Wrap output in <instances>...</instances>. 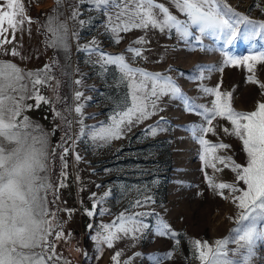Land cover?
<instances>
[{
    "label": "rangeland",
    "instance_id": "1",
    "mask_svg": "<svg viewBox=\"0 0 264 264\" xmlns=\"http://www.w3.org/2000/svg\"><path fill=\"white\" fill-rule=\"evenodd\" d=\"M157 2L179 19H185L172 0ZM224 2L251 20L264 22V0ZM22 3L32 22L17 31L14 40L9 33L12 42L0 48V62L15 64L24 73L43 72L46 65L49 68L46 76L51 79L37 86L48 102L41 101L37 107L34 98L26 99L32 108L22 116H28L47 134L49 162L50 157H55L58 164L56 190L48 193V200L65 236L60 240L50 237L61 256L54 264H114L112 257L116 252H121L120 264L128 260L131 264H156L157 260L160 264H201L195 258L192 241L199 239L215 246V241L230 237L240 211L228 190L221 198L216 189L209 187L205 176L216 183L246 188L242 181H236V173L230 167L213 157H231L241 165L247 162L242 142L223 131L232 127L226 119L216 117L212 121L214 132L200 131L208 126L202 115L204 106L211 108L215 99L202 89L219 85L222 99H229L223 94H231L229 103L235 111L255 110L258 102H264V88L260 86L264 84V62H254L249 72L243 63H225L224 51L236 58L264 53V39H238L225 48L213 36H200L197 31L187 39H181L175 30L161 32L151 27L127 32L118 29L113 33L111 29L121 21L117 20L120 9L112 4L97 8L80 0ZM74 11L79 13L75 19ZM50 18L54 28L66 25L67 48L51 46L53 35L47 27ZM80 20L85 23L81 25ZM60 31L63 33V29ZM139 37L146 43H134ZM93 39L95 45L90 44ZM86 44L98 50H81ZM130 46L140 49L141 55L127 51ZM13 48L18 55L11 54ZM101 52L123 54L131 67L171 77L182 95L160 96L156 114L134 123L130 131L125 130L123 138L107 143L93 141L91 126L110 124L109 118L129 98L128 81H122L116 65L101 66ZM249 76L259 83L249 82ZM136 79L139 82L141 77L137 74ZM77 80L81 83L77 84ZM76 92L83 95L77 99ZM77 105H83L82 113L75 112ZM150 126L157 128L156 134L148 131ZM200 137L209 145H201ZM221 143L230 147L205 150ZM60 144L68 148L66 154ZM53 150H59L58 155ZM76 155L80 156L79 161ZM201 155L205 156L204 161ZM52 169L49 163V181L55 177ZM59 184L64 186L58 187ZM146 197L151 200L144 203ZM136 201H141V206H133ZM136 212L150 213L137 218L148 227L142 229L138 239L124 237L108 247L103 242L101 225L112 223L120 213L127 216ZM158 230L166 234L159 235ZM98 233L100 238L94 240ZM226 247L231 255L237 245L230 242ZM252 248L249 264H264V239L257 240Z\"/></svg>",
    "mask_w": 264,
    "mask_h": 264
},
{
    "label": "snow or ice",
    "instance_id": "2",
    "mask_svg": "<svg viewBox=\"0 0 264 264\" xmlns=\"http://www.w3.org/2000/svg\"><path fill=\"white\" fill-rule=\"evenodd\" d=\"M80 2L93 4L97 8L110 4L119 8L117 20L121 23L111 29L113 33L118 29L127 32L151 27L161 32L166 29L175 30L181 39H187L193 36V31H197L200 36H213L221 41L225 48H229L238 39L247 41L264 39V22L249 19L246 15L233 10L224 0H172L177 10L185 17L183 20L157 0H80ZM77 15L79 13L74 11L73 18L75 19ZM31 22V18L25 14L22 0H3L0 4V48L11 43L16 32L22 31L23 26ZM84 23V20H80L81 25ZM47 27L53 35L51 46L63 45L67 48L66 25L60 24L54 28L50 18ZM60 29H63V33ZM9 33L12 40L8 38ZM195 39L199 41L200 37L197 36ZM116 42L119 43V38ZM95 43V39L90 42L91 45ZM134 43L143 44L146 41L139 37ZM81 50L98 49L90 48V45L86 44ZM127 51L136 56L141 55L138 48L130 46ZM11 54L18 55L15 48L11 50ZM224 55L227 57L225 63L234 66L243 63L249 72H252L254 62H264V53H251L243 58H236L228 51H224ZM98 62L102 67L106 64L117 66L122 81H128L129 98L124 106L109 118L110 124L91 126L90 136L93 141L107 143L113 139L123 138L125 130L130 131L134 123H141L156 114L160 96L172 94L173 98H176L182 95L179 86L171 77L131 67L123 54L112 56L101 52ZM48 70L46 65L43 72L24 73L15 64L0 62V264H50V262L54 264L61 259L56 252L55 243L50 240L53 236L60 240L65 233L55 213L49 209L48 193L53 189V185L48 178L47 134L28 116H22L25 110L32 108V105L25 103L26 99L34 98L37 107L41 101L48 102L39 94L37 88L38 85L47 84L51 79L46 76ZM137 74L141 77L139 82L136 79ZM248 80L251 83H259L252 76H249ZM76 83L79 84L81 81L77 80ZM260 86L264 88V84ZM202 91L213 95L215 99L211 108L204 106L202 115L208 126L201 127L200 131L204 134L214 132L211 125L216 117L230 122L231 129L224 128L223 131L236 136L242 142L247 162L241 165L231 157L214 156L213 159L225 167H230L231 171L236 173V181H242L246 188H238L234 183H216L205 176L209 187L216 189L217 195L221 198H225L224 190H228L233 203L240 211L234 221L237 226L232 229L230 237L215 241V246L199 239L192 241L195 258L201 264H249L253 244L264 239V102H258L253 111H235L229 103L231 94H223L229 99H222L219 85L211 89L203 88ZM82 95L81 92L75 93L77 99ZM82 108L83 105H77L75 112L82 113ZM80 123L83 125V119ZM148 131L154 135L157 128L150 126ZM84 134L82 127L81 135ZM199 143L209 145L203 137L199 138ZM58 146L65 154L68 152V148L63 147V144ZM228 147L230 146L221 143L206 147L205 150L214 151L216 148ZM75 159L79 161L80 156L76 155ZM200 159L204 161L205 156L201 155ZM212 167L215 169V163ZM62 186L64 185H58ZM150 200V197H146L144 203ZM133 206H141V201H136ZM147 215L150 213L136 212L127 216L120 213L112 223L102 224L101 228L105 233L102 237L103 242L111 248L114 241L124 237L138 239V234L148 225L137 218ZM163 228L167 229L168 225L164 224ZM158 234L166 233L158 230ZM100 236L98 233L93 239L98 240ZM230 242L237 245L231 250V255L226 247ZM120 256L121 252L113 255L114 264H120ZM168 256L170 257L171 253ZM65 264L70 262L65 261ZM124 264L131 262L124 261ZM156 264H160L159 260Z\"/></svg>",
    "mask_w": 264,
    "mask_h": 264
},
{
    "label": "trees",
    "instance_id": "3",
    "mask_svg": "<svg viewBox=\"0 0 264 264\" xmlns=\"http://www.w3.org/2000/svg\"><path fill=\"white\" fill-rule=\"evenodd\" d=\"M59 150H60V148H59ZM59 150H58V152H59ZM58 152H56L54 155H58ZM49 163L53 167V169L50 171L51 172V175L54 173V176H55L54 177V180H50V182L53 185V189L56 190V185H57V181H58V177H59L58 169H57V172H56V175H55V171H56V168H57L56 166H58L56 158L55 157H52V158L50 157V162ZM49 206H51V205L49 204ZM52 206H55L56 207L55 204H53ZM50 208H52V207H50Z\"/></svg>",
    "mask_w": 264,
    "mask_h": 264
}]
</instances>
